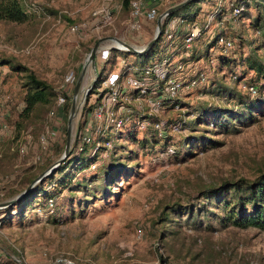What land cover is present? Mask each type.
Segmentation results:
<instances>
[{
	"label": "rangeland",
	"instance_id": "obj_1",
	"mask_svg": "<svg viewBox=\"0 0 264 264\" xmlns=\"http://www.w3.org/2000/svg\"><path fill=\"white\" fill-rule=\"evenodd\" d=\"M19 1L30 19L20 24L0 21V204L22 192L37 178L25 195H37V189L51 192L55 189L57 196L47 208L41 204L42 198H37L21 216L14 218L11 215L16 210H9V213L6 211L8 205L0 206V264H14L11 258L16 253L23 264H55L58 257L70 259L75 264H163L170 261L179 264H264V231L229 224L220 226L213 215L193 228L186 225L185 213L180 210L161 222V212L166 206L194 203L198 192L209 185L239 178L251 180L264 170V114H255L252 123L238 125L233 132L214 130L206 134L218 143L197 153L182 152L171 157L159 153V145L148 142L142 147L138 140L150 138L145 132L150 127L142 129L139 125L142 117L148 116L143 102H130L131 115L118 130L111 127L110 117L114 119L118 113L121 117L122 109H108L112 115L107 111L93 112L95 99L106 85L101 81L103 77L123 70L127 63L136 62L139 57L111 49L102 58L96 51L93 66H86L79 85L68 151L57 162L64 152L69 113V109L64 112L59 98L61 92L72 95L90 48L95 43L97 48L115 44L109 37L140 48L153 37L156 24L155 20L141 21L139 31L129 30L125 23L128 6L123 7L121 0ZM180 1H163L157 12ZM240 1L199 0L187 9V13L192 14L182 16L187 21L179 22L182 15L179 12L167 22V28L174 30L179 23L177 33L175 31L170 41L158 42L157 55L149 59L150 64L159 66L163 59L168 60L170 74L184 85L193 80L192 75L197 72H203L204 79L179 93L177 98L185 103L182 108H163L152 116L162 123L177 117H192L201 105L210 102L211 82L217 89H245L243 80L237 84L231 76L234 73L244 80L253 77V72L243 63L258 42L249 24L254 14L252 0H246L242 18L225 21L227 26L220 25L219 21L226 19L223 15L228 13L229 3ZM119 3L121 7L113 12L110 24L92 15L101 5L112 8ZM210 15L217 16L211 19ZM207 19H210L208 25L185 48L188 54L191 49L195 59L180 64V69L174 68L180 57L188 56H182L185 52L181 40L183 31L193 26L201 28ZM70 25L82 26V33L71 32ZM219 31L233 41L224 60H220V51L213 45ZM263 52V48L256 50L257 54ZM2 60H9L10 64H1ZM225 62L228 66L222 65ZM15 65L21 67L19 71L14 70ZM26 72L49 85L55 98L47 105H36L23 115ZM69 73L74 74L72 83L65 81ZM121 81L123 84L125 80ZM95 82L98 84L96 93H91ZM70 103L71 97L69 107ZM129 132L132 135H128ZM186 133L187 129L171 132V142H177ZM80 134L89 139L92 162L89 168L74 171L77 161L73 158V148ZM104 134L108 135V141L97 144L104 139ZM109 167L115 171L108 173ZM57 168L62 171L54 173ZM100 168L113 176L110 187H104L105 197L91 196L87 188L79 187L85 182L86 187L92 188L93 184L88 185L91 178L104 175ZM63 171L71 179L68 188L54 186ZM25 177L32 180L25 184ZM12 191L17 193L11 194ZM53 208V214L57 212V215H52ZM127 249L131 250L130 255H125Z\"/></svg>",
	"mask_w": 264,
	"mask_h": 264
},
{
	"label": "trees",
	"instance_id": "obj_2",
	"mask_svg": "<svg viewBox=\"0 0 264 264\" xmlns=\"http://www.w3.org/2000/svg\"><path fill=\"white\" fill-rule=\"evenodd\" d=\"M197 1L199 0H190L179 9L168 14L169 18L175 17V15L179 12H182L181 18L185 14H192L187 13V9H190L191 4ZM127 2L128 0H121L122 6L126 7ZM246 4V0L232 3L233 6H242V9L234 20L242 18V14L246 11L244 6ZM251 6L253 7L254 14L251 17L249 24L254 33L257 34L256 40L258 42L257 47L253 48L251 53L246 56L243 63L245 64L246 69L253 72V77H250L248 80H244L241 76L234 73L231 76V79L237 84L239 81L243 80V84L246 86L245 89H238V91L233 88L230 89L226 87H223V89H217L213 82L209 83L212 85L211 88H213H210L211 90L209 89V94L212 95L209 99L210 102L201 105L199 110L197 109V113L188 119H183L182 117L168 119L165 123H161L159 131L151 127L150 129H145V132L150 134V138L147 139L146 137H143L141 140H138V143H141L140 146L143 147V144L148 142L153 146L159 145V149L161 150L159 153H165L171 157L178 156L182 152L188 154H192L194 152L197 153V151H203L206 148L215 146L218 143L206 134H210L214 130H218L220 133L233 132L237 129L238 125H247L252 123L255 120V114H264V52L262 54L256 53L257 49L263 48L264 50V0H252ZM29 19V13H27L19 0H0V21L20 24L27 22ZM182 19L184 22L187 21L186 18ZM223 25L227 26V23L223 22ZM162 34L163 25H161V31L158 37L159 39L156 40L153 46L144 53L135 54L139 57V60H136V62L133 63H127L126 67L143 68L147 66L150 63L149 59L157 55L158 51H156V49L158 50V48L156 45H158V42L161 41ZM217 35L230 38L221 31H219ZM198 36L192 41L198 38ZM182 39L183 37L181 40ZM216 41L217 36L215 35L213 45H215L220 51V60H224L226 57L225 52H223V48L218 45ZM118 52H121V50ZM192 59L195 58L190 49L188 56L180 57L179 62L181 64H186ZM2 62L3 63L1 64H10L9 60H2ZM227 62L222 65L228 66ZM13 68L14 70L19 71L21 67L15 65ZM197 74L198 72L192 75V78H196ZM166 76H171L170 71L166 73ZM201 81H198L196 84ZM157 83L158 86L156 89L159 90L162 85L160 81ZM97 86L98 84L95 82L92 86L94 89L91 90V93H96L95 88H97ZM23 87L25 90L23 96V115H27L36 105H47L53 98H55V93L51 87H49V85H47L44 81L36 78L30 72L25 73V82L23 83ZM247 87H252L253 92L248 91ZM61 95L64 105L63 110L66 112L69 109V99L71 94L69 95L61 92ZM213 97L215 99H213ZM163 98V107L167 109H173L174 107L182 108V106L185 105V103L180 101L179 98ZM97 102L98 99H95L96 104ZM225 102L228 104L230 103V105L226 104V106ZM91 108L92 106L88 107L90 110ZM142 118H148L151 121H159V119L154 116L144 115ZM184 129H187V133L180 136V139L177 142H171V132ZM104 135V139H100L97 144H99V142L105 143L108 141V135ZM128 135H132V133L129 132ZM91 144L93 147V143ZM79 145L80 149H78ZM88 147L87 143L81 142L78 137L76 138L73 148V158L76 159L75 161H77V163L72 170L81 171L90 167L92 155H90L91 153ZM94 153H96V151H94L93 154ZM67 164L68 163L65 164V167ZM59 168H57L54 173L62 171ZM100 171V173L104 175L102 177L94 175L88 183V185L93 184L92 188L86 187L87 184H85V182H81L79 184V187L84 188L85 190L87 188L88 193L91 194V196H95V194H98L100 197L106 196L103 195L105 192L104 187H110V182H112L111 180L113 177L112 175L109 176L108 173H112L115 169L109 167L107 174H105V170L102 168H100ZM96 174H99V171H97ZM31 180L32 178L25 177L24 183L26 184ZM70 182V176L66 175V172L63 171L61 172V176L54 182V186L68 188L71 184ZM15 193L17 192H11V194ZM36 194L37 195H25L24 197H21V199L8 205L6 207V211L16 210V212L11 215V218H14L16 215L21 216L24 210L29 208L37 198H42L43 203L41 204L43 207L45 206L47 208L48 203H52L55 196H57L55 195V189H52V192L37 189ZM194 199V203L186 205H179L175 203L166 206L161 212V222L162 220H167L172 212L180 210L185 213L186 225H191L193 228H197L202 221L207 222L209 220V216L213 215L220 226H226L229 224L234 227H254L257 230L264 231V170L259 171L256 177L251 180L239 178L233 181H224L216 185H209L199 191L198 195L195 196ZM53 207H55V205H53ZM53 211L54 208L51 212L52 215H57V212L53 214ZM52 215L49 217H55ZM52 220L54 221V218H52ZM205 225L206 227L209 226L207 223ZM17 256H19V254L16 253L15 257ZM12 262L15 264L13 260Z\"/></svg>",
	"mask_w": 264,
	"mask_h": 264
},
{
	"label": "built area",
	"instance_id": "obj_3",
	"mask_svg": "<svg viewBox=\"0 0 264 264\" xmlns=\"http://www.w3.org/2000/svg\"><path fill=\"white\" fill-rule=\"evenodd\" d=\"M102 1H109V0H102ZM166 0H128L127 6H128V17L125 20L126 26L131 31H139L140 29V22L141 21H154L156 17L158 16L157 7L160 3ZM121 7V4H117L114 7L110 8L107 5H101L99 8L94 10L92 12V15L98 16L100 21L105 24H110L112 22V15L115 10H118ZM242 9V6H233L232 3H229V11L225 16L226 19H221L218 22L223 24V22H231V20L234 21L236 16L239 14L240 10ZM161 13V12H160ZM166 16H163L161 18V25L163 23V34H162V40H172V38L175 36V31L177 33V26L174 29H168L167 28V22L169 20H172L171 18H167ZM211 19H215V16L210 15L208 16ZM175 18V17H174ZM173 18V19H174ZM178 20V19H177ZM210 19H207V22L205 21L203 25L200 27L193 26L191 29H187L183 34L182 39V45L185 48H188V43H190L195 37H197L202 30L208 25ZM184 23V20L180 18V21ZM207 23V24H206ZM219 26V25H217ZM83 27L80 25H70L69 30L73 33L81 34ZM178 29V28H177ZM217 44L220 45L223 48V52H228L230 49H232L233 41L230 38H226L221 35H217ZM113 44V43H112ZM114 45H107L104 48H97V52H100V55L102 58L106 56L108 53V50L114 49ZM104 49V50H103ZM119 50V49H117ZM188 52L185 50L184 54L182 56H187ZM168 60L163 59L160 62L159 66H153L152 64H148L147 66L143 68L138 67H125L123 70L118 69L114 74H108L101 81L105 82V88L103 89V93L101 92L100 96L97 97L98 99L97 104L95 105L96 108L93 110L94 113L99 111L101 112H110L108 109L117 108L122 109L123 115L120 117L119 113L116 115V117L113 119L110 117V120L112 122L111 127L114 130H118L120 126H122L126 121L127 117L129 115V112L131 110L130 102L132 100H140L143 102V106H145V109L148 111V116H152V113L161 111L164 107L162 104V99L168 98H177L179 93L182 92V90L186 87L194 86L198 81L203 80L204 73L198 72L197 77L193 80H190L186 85H184L179 79L171 76H166V73L169 72L168 68ZM181 63L177 62L173 66L177 69L181 68ZM158 65V64H157ZM166 65V68H165ZM175 69V70H177ZM127 75V76H126ZM105 78V80H104ZM122 79H124V83L122 84ZM74 80V74L69 73L65 77V81L67 83H72ZM158 81L161 82V89L157 90L156 87L158 86ZM244 87V85H243ZM248 91L253 92L252 87H247ZM59 102H63V98H59ZM121 103H124L121 105ZM92 109V108H91ZM130 109V110H129ZM1 111V110H0ZM115 111V110H114ZM128 112V113H127ZM131 113V112H130ZM160 121H151L149 119H141L139 121L140 127L147 128L148 126L160 130L161 128ZM79 140L83 143L88 142V137L83 136L82 134L77 136ZM78 149H80V145L78 146ZM51 203H48V205ZM137 234H140V230L138 229ZM131 250L127 249L125 252V255H130ZM15 264H23V260L21 256L12 257L11 258ZM55 264H75L72 260L67 259L65 257H58L54 261ZM163 264H178L176 262H164Z\"/></svg>",
	"mask_w": 264,
	"mask_h": 264
},
{
	"label": "water",
	"instance_id": "obj_4",
	"mask_svg": "<svg viewBox=\"0 0 264 264\" xmlns=\"http://www.w3.org/2000/svg\"><path fill=\"white\" fill-rule=\"evenodd\" d=\"M189 1L190 0H182L179 3H177L171 7H168L167 9H165L161 13H159L155 19L156 28H155L153 37L144 46H142L140 48H136V47L128 45V44H126V43H124L118 39L109 37L110 40L116 44V46L114 45L113 48L119 49V50L127 52V53H131V54H141V53L146 52L147 50H149L153 46V44L156 42V40L159 37L160 30H161V18L163 16L168 15L171 12L179 9L180 7H182L184 4H186ZM96 50H97V43H95L90 48L89 53L87 54V56L84 60V63L80 69L79 75L77 76V79L75 80L72 95H71V103H70V107H69V113H68L67 120H66V138H65V144H64V152H63V155L57 159V162L61 161L68 151L70 124H71V120L74 116V110H75L74 103H75V100L77 98L79 85H80L81 79L83 77V74L85 72L86 66L90 63L93 65V60H94ZM37 179L33 180L29 185H27V187L22 192L13 196L12 198L8 199L7 201L1 203L0 206H7V205H10L11 203H13L14 201L19 200L21 197H23L31 189V187L33 186L34 182Z\"/></svg>",
	"mask_w": 264,
	"mask_h": 264
},
{
	"label": "bare ground",
	"instance_id": "obj_5",
	"mask_svg": "<svg viewBox=\"0 0 264 264\" xmlns=\"http://www.w3.org/2000/svg\"><path fill=\"white\" fill-rule=\"evenodd\" d=\"M90 66L92 67L93 65L90 63Z\"/></svg>",
	"mask_w": 264,
	"mask_h": 264
}]
</instances>
